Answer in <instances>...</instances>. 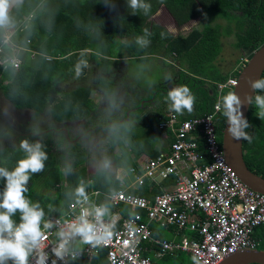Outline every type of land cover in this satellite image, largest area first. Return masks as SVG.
I'll return each mask as SVG.
<instances>
[{
	"label": "trees",
	"instance_id": "16d2710c",
	"mask_svg": "<svg viewBox=\"0 0 264 264\" xmlns=\"http://www.w3.org/2000/svg\"><path fill=\"white\" fill-rule=\"evenodd\" d=\"M143 2L152 6L147 14L143 9L134 12L130 7V0H20L19 3L12 4L9 8L12 23L7 28H0V41L4 31L10 32V40L23 50L18 52L20 63L16 68L8 63L5 66L0 65L2 96L13 106L29 109L32 114L42 112L47 107L50 118L56 122L83 120L84 125L91 124L98 112L96 103L90 97L93 88L101 93L107 106L115 101L114 93L119 85L112 78L117 62L111 60H142L148 57L159 65L163 64L164 59L170 58L177 63L175 67L177 69L171 67L167 75L172 73L177 84L175 86L187 85L196 98L193 112L185 111L183 115L178 114V117L180 119L197 117L209 112L217 96L220 98L231 91L227 86L217 89L216 84L223 83L230 76H236L240 68L238 66L223 72L217 69L215 60L221 50L220 25L212 24L209 18L218 17L227 23L234 22L235 26L231 30L234 38L232 45L244 53L235 59L240 65L242 59L248 58L264 42V0H164L163 3L161 0H143ZM159 5L165 8L176 25L185 24L199 17L203 21V27L190 29L184 35H169L162 39L160 33L167 31L166 28L149 20ZM145 28L152 35L148 37L150 44L141 47L136 43V38L144 35ZM240 28L241 32L238 31ZM118 33L130 40L121 42L116 37ZM30 49L34 50L32 56L29 55ZM87 63L89 72L94 74L91 84H76L63 90L57 88L59 83L76 74L78 65L81 76L88 67ZM259 77L264 78V69ZM118 81L120 84L124 82V85L127 83L122 76ZM157 84L159 85L155 84L146 89L149 90L146 96L127 94L126 105L121 106L119 117L115 118V115L111 114L113 120L109 119V122L113 123L114 130H119L118 134L114 133L108 137L107 146L111 150L115 144L123 156L119 161L117 157L115 158L116 168L127 170L134 164V159L141 155L154 157L163 147L160 140L165 133L166 146L163 150L167 151L168 144L173 140L165 127H158L160 122L166 120L165 113L171 110L167 101L169 89L160 88V81ZM58 91H61L59 96ZM153 100L160 103L159 108L153 112L144 110L141 116L135 114V111L137 112L135 105L139 106L141 103L143 106ZM257 112L258 108L253 100L246 113V119L250 124L246 131L252 139L251 142L241 140L242 157L251 171L264 177V119L261 120ZM137 119L138 123L134 121ZM215 119L218 120L216 132L220 143L219 132L223 125V112ZM138 129L143 131L138 132ZM39 144L42 145L47 159L44 161L42 171L29 173L30 178L26 185L28 191L24 195L30 203H39L44 211V217L57 214L69 201L77 200L78 187H83L84 193L89 188L104 193H112L119 189L118 180L110 171L98 169L87 177L81 159L60 167L50 152L51 140L47 139ZM197 144L200 149L201 141ZM70 150V153L75 152L77 145ZM26 157L23 149L0 150V167L1 159H9L11 167L3 168L14 170ZM46 167H49V170L43 182L52 190L51 194L38 191L32 185ZM168 182L163 180L157 184H149L145 181L126 191L151 197L160 193V187L166 186ZM5 185V179L0 178V193L3 192ZM103 199V196H99L101 205L106 206L110 213L112 210ZM119 209L122 213L131 214L129 208L123 204ZM20 215L17 211L12 216L17 224L20 223ZM188 233L183 232L185 235ZM251 235L257 242L255 249L264 251V221L253 228ZM160 262L186 264L193 261L190 254L175 250L164 253ZM69 264H106L105 250H99L88 261L77 259Z\"/></svg>",
	"mask_w": 264,
	"mask_h": 264
},
{
	"label": "built area",
	"instance_id": "2783aa9c",
	"mask_svg": "<svg viewBox=\"0 0 264 264\" xmlns=\"http://www.w3.org/2000/svg\"><path fill=\"white\" fill-rule=\"evenodd\" d=\"M5 32L0 41V65L8 63L16 68L20 63L18 52L23 48L10 40V32ZM33 54L34 51L29 50V55ZM233 84L234 79L226 81V85ZM217 103L212 104L209 112L197 117L180 119L177 113L168 111L166 120L158 124L173 138L167 151L162 149L154 157L141 155L135 158L134 164L127 169L132 176L130 182L125 181L126 173L119 175L117 171L114 177L119 189L115 192L104 193L89 188L84 197L69 201L57 214L43 217L42 229L44 222L53 223L51 229L45 230L47 239L42 242L48 253L46 264H52L53 260L56 264L87 260L100 249L105 250L106 264H163L147 255L151 246H157L154 249L157 257L183 250L200 259L201 264H218L229 254L255 249L257 242L251 233L264 221V194L243 184L225 161L216 132L215 118L222 109L217 110ZM163 180L169 181L168 184L151 197L126 191L145 181L157 184ZM99 196H103L112 210L103 217L105 224L112 225L111 238L95 248L77 239V258L58 260L51 248L58 242L59 226L66 221H76L85 209L93 212L102 206ZM121 204L129 208L130 215L121 212ZM89 219L94 222V216L90 215ZM152 223L163 229L173 227L174 238H156ZM35 261L33 254L29 264H35Z\"/></svg>",
	"mask_w": 264,
	"mask_h": 264
},
{
	"label": "rangeland",
	"instance_id": "374dc122",
	"mask_svg": "<svg viewBox=\"0 0 264 264\" xmlns=\"http://www.w3.org/2000/svg\"><path fill=\"white\" fill-rule=\"evenodd\" d=\"M209 19L212 21V24L220 25L219 33L221 50L215 60L217 69L220 72H223L229 69L231 70V68H238L240 65L235 62V59H238V57L244 53L232 45L234 38L231 35V30H233L235 26L234 22L230 21L227 23L218 17H212ZM149 20L163 26L166 30L169 26L173 27L175 29V33L172 35H184L190 29H201L203 27V21L199 17L191 19L185 24L176 25L162 5L158 6V9L151 15ZM238 31L241 32L242 28ZM116 37L121 42L130 40L124 37L121 33H118ZM151 59L152 58L147 57L142 60H111V62H117V64L112 63V65H117L112 80H114L115 83L117 82L119 85L114 93L115 101L110 102L107 106L105 104V99L101 96V93L93 88L91 90L90 97L96 103V111L98 112L95 114L91 124L87 123L84 125L83 120L70 122L53 121L49 116L47 107L42 112L32 114L29 109L27 110L13 106L5 97L2 96L0 92V132L9 130L8 135L10 136H7L8 139L6 141L1 140V147H21L23 141H27L30 145H34L50 139V152L55 159V163L60 167L65 164H69L74 160L81 159V162L85 167L86 176L88 177L98 169H105L103 168V164L104 161L107 160L109 162V167L105 170L110 171L114 176H116L117 171L124 168H116L115 166L116 157L118 161L123 159V156L120 155L119 148L114 144L112 149L109 150L107 146L108 137L114 133L118 134L119 130L110 131L113 128L106 127L107 123H109L108 119L111 117V114L113 113L115 118L119 117L121 106L124 107V105H126L127 94L133 93L137 96H146L149 93V90L146 89H149L155 84L158 86L159 84H157V82L159 81L161 82L160 88H164L165 90L177 85L175 84V78L171 75L172 73L167 75V71L171 69V67H174V70L177 69L175 68L177 66L175 60L167 58L164 59L165 61L163 64L160 63L158 65V63H154ZM86 66L88 67H86V71L81 76H77L76 74L69 76L70 79L59 83L57 88L63 90L69 89L76 84H91V78L94 74L93 72H89V63H87ZM121 76L125 82H127L125 83V85L127 84L126 86L124 85V82L120 84L118 81ZM168 77H171V79H168ZM125 90L127 91L126 93ZM60 92L61 91L57 92L58 96ZM160 97L161 96H159V98ZM155 98L159 99L158 97ZM159 105L160 103H157L156 100H153L151 103H147L145 105L143 104V106L140 103L139 106L135 105V108H137L135 109L137 110V112L135 111V114L141 116L144 114V110L153 112L159 108ZM134 121L138 123L139 119ZM142 131L143 129H138V132ZM160 143L163 147L166 146L164 137L161 138ZM75 145H77V150L70 153V148ZM19 149L23 148L21 147ZM23 151L27 156L28 154L24 149ZM9 163V160L3 163L1 159V167H11ZM48 170L49 167H46L43 173L37 177L35 182L33 181L32 184L36 189H38V191L40 190L45 194L52 193V190L43 182V178L47 175ZM118 172L119 175L126 173V182H130L132 180V176L127 172V170H121ZM32 177L33 176H31V178Z\"/></svg>",
	"mask_w": 264,
	"mask_h": 264
},
{
	"label": "clouds",
	"instance_id": "9594fccd",
	"mask_svg": "<svg viewBox=\"0 0 264 264\" xmlns=\"http://www.w3.org/2000/svg\"><path fill=\"white\" fill-rule=\"evenodd\" d=\"M19 2L20 0H0V28H7L11 25L9 8L12 4ZM163 2L164 0H161V3ZM130 7L134 12L137 9H143L144 13L147 14L152 6L144 3L143 0H130ZM174 33L175 29L169 26L167 31H161L160 36L165 39ZM151 35L152 33L145 28L144 35L138 36L136 43L141 47H147L150 44L148 37ZM247 59L245 57L243 62H240V68ZM80 74L81 69L78 65L76 75L79 76ZM228 79H234L235 84L236 76H230L223 83H217V89L225 86L232 88L234 84L226 85ZM249 84L255 91V95L245 94L244 100H242L237 92L229 91L220 98L217 96L216 107L217 110L222 108L220 112H223V122L226 117L227 131L232 138L251 142L252 137L246 131L250 124L242 113V105L245 102L252 105L254 100L258 108L256 114L261 120L264 119V95L258 94L264 93V78L249 79ZM195 99V95L187 85L172 86L167 92L169 110L180 115H183L185 111L193 112ZM216 122L218 126V120ZM21 147L28 154L26 159L20 161L17 167L11 171L0 167V178H4L6 181L5 188L0 193V264H6L7 261H12V264H29V257L33 254L36 256L35 264H46L48 253L44 251L42 242L47 239L45 230L51 229L53 223L46 221L43 223V229L41 228L44 211L39 203H30L24 193L28 191L26 185L30 178L29 173L42 171L47 155L39 143L30 145L27 141H23ZM163 148L161 147V149ZM108 167L109 162L105 160L103 168ZM76 195L84 197V188L78 187ZM17 211L21 214L18 224L12 219ZM107 213L108 208L106 206H98L93 212L85 209L76 221H66L60 225L56 233L58 242L51 248L54 256L60 261H65L66 258L75 260L79 254L78 248L75 247L77 239L80 243L90 245L93 248L106 243L112 236V225L103 222V217ZM90 215L94 216V222L89 219ZM192 261L194 264H201V260L197 259L196 256H192ZM52 264H56V260H53Z\"/></svg>",
	"mask_w": 264,
	"mask_h": 264
},
{
	"label": "water",
	"instance_id": "95a60500",
	"mask_svg": "<svg viewBox=\"0 0 264 264\" xmlns=\"http://www.w3.org/2000/svg\"><path fill=\"white\" fill-rule=\"evenodd\" d=\"M264 69V42L261 43L248 57L236 75V82L231 91L244 100L245 94L253 95L254 90L249 84V79H257ZM249 104L242 105V113L246 118ZM227 121L224 118L220 146L225 161L233 170L237 178L248 188L264 194V177L251 171L245 164L242 157L241 140H235L227 131ZM264 264V251L260 249L240 250L224 257L218 264Z\"/></svg>",
	"mask_w": 264,
	"mask_h": 264
},
{
	"label": "crops",
	"instance_id": "0c3cea01",
	"mask_svg": "<svg viewBox=\"0 0 264 264\" xmlns=\"http://www.w3.org/2000/svg\"><path fill=\"white\" fill-rule=\"evenodd\" d=\"M131 94V93H130ZM28 110V109H27ZM16 111V110H15ZM155 113V112H154ZM113 117H111V118H109L110 119V121H112L113 119H112ZM109 119H108V121H109ZM12 123V122H11ZM119 123V122H118ZM113 123H111V122H109V123H107V126L106 127H111V128H113V125H112ZM12 125H13V123H12ZM8 129V128H7ZM114 129H111L110 131H113ZM8 132H9V130L8 131H1L0 132V150H4V149H13V150H15V149H17V148H21V147H15V146H11V147H1V140H7L8 138H7V136H9L8 135ZM10 137V136H9ZM161 145V144H160ZM9 159H2V161H3V163L5 162V161H8ZM5 167V166H4ZM119 168V167H118ZM121 168V167H120ZM121 170H125V169H121ZM121 170H118V171H121ZM151 227H152V229H154L153 230V235L156 237V238H159V239H166V240H171V239H173L174 238V234H173V227H167V228H161L160 226H158L157 224H155V223H152L151 224ZM156 230V231H155ZM155 231V232H154ZM175 238H178V236H176ZM154 249H155V246H151L150 247V251H148L147 252V255H149L154 261H156V262H158V263H162V262H160V259H161V257L164 255H162V256H160V257H157L156 255H154ZM101 250V249H100ZM179 251H182V252H185V253H187L186 251H183V250H179ZM98 252V251H97ZM96 252V253H97ZM95 253V254H96ZM167 253V252H166ZM94 254V255H95ZM189 254V253H188ZM93 255V256H94ZM90 259V258H89ZM89 259H87V261L89 260ZM187 262V261H186ZM191 263V262H190ZM190 263H186V264H190Z\"/></svg>",
	"mask_w": 264,
	"mask_h": 264
}]
</instances>
